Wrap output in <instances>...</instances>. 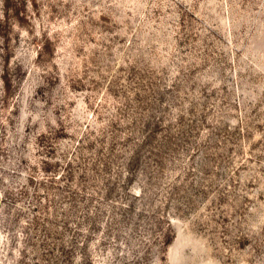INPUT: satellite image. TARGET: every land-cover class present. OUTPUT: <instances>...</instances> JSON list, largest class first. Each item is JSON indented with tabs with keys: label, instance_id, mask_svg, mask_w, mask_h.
<instances>
[{
	"label": "rangeland",
	"instance_id": "1",
	"mask_svg": "<svg viewBox=\"0 0 264 264\" xmlns=\"http://www.w3.org/2000/svg\"><path fill=\"white\" fill-rule=\"evenodd\" d=\"M0 264H264V0H0Z\"/></svg>",
	"mask_w": 264,
	"mask_h": 264
}]
</instances>
